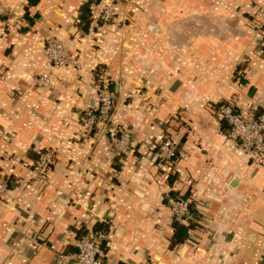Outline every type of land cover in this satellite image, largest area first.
<instances>
[{"label": "crops", "instance_id": "obj_1", "mask_svg": "<svg viewBox=\"0 0 264 264\" xmlns=\"http://www.w3.org/2000/svg\"><path fill=\"white\" fill-rule=\"evenodd\" d=\"M0 1V264H77L87 231L102 236L105 264H264V168L217 112H264V0ZM86 2L95 10L81 27ZM106 5L116 14L99 31ZM50 39L79 68H50ZM101 81L114 90L111 125L130 134L124 158L82 126ZM164 138L177 148L168 168ZM41 155L52 157L43 177ZM172 197L194 210L181 242Z\"/></svg>", "mask_w": 264, "mask_h": 264}, {"label": "built area", "instance_id": "obj_2", "mask_svg": "<svg viewBox=\"0 0 264 264\" xmlns=\"http://www.w3.org/2000/svg\"><path fill=\"white\" fill-rule=\"evenodd\" d=\"M91 11L95 4L89 5ZM8 12L7 6L0 1V17ZM112 6H102L98 12L96 29L101 31L115 17ZM43 55L50 68H79L78 61L58 40L50 39L44 45ZM33 82L39 87H51L49 77L37 75ZM97 108L84 112L82 126L86 131L100 128L107 138L106 154L126 157L130 153V134L128 131L111 125L110 119L114 108V94L105 81L97 84ZM218 115L227 125L226 136L242 153L253 158L254 162L264 168V112L251 108L240 109L233 102H223L217 107ZM177 148L169 138H164L157 146V157L160 164L170 167L175 161ZM52 163L50 155H41L33 164V170L43 177ZM7 183L0 179V197L7 191ZM167 205L172 218L179 223L189 224L195 220L191 203L183 198H169ZM101 235L87 231L76 241L74 260L77 264H105L100 251Z\"/></svg>", "mask_w": 264, "mask_h": 264}, {"label": "trees", "instance_id": "obj_3", "mask_svg": "<svg viewBox=\"0 0 264 264\" xmlns=\"http://www.w3.org/2000/svg\"><path fill=\"white\" fill-rule=\"evenodd\" d=\"M90 20H91V10L89 8V2H86L85 4H83L81 6L79 23H80L81 27H85L86 25H88ZM108 88L112 92L114 91L113 87L110 86V84L108 85ZM221 121L226 125V123L223 119H221ZM191 211L194 213L193 209H191ZM191 223H192V221L188 225H185V224L176 222L174 220L172 227H173V238H174L175 242H181L185 238H187V230L191 227V225H190Z\"/></svg>", "mask_w": 264, "mask_h": 264}]
</instances>
